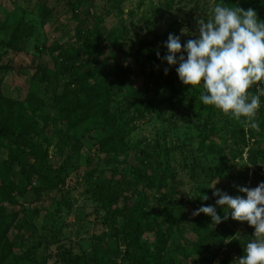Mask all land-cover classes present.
I'll list each match as a JSON object with an SVG mask.
<instances>
[{
  "label": "trees",
  "instance_id": "16d2710c",
  "mask_svg": "<svg viewBox=\"0 0 264 264\" xmlns=\"http://www.w3.org/2000/svg\"><path fill=\"white\" fill-rule=\"evenodd\" d=\"M121 2L114 0L113 6L118 8L117 14L123 15ZM217 2L245 10L252 8L264 21V0ZM90 7L91 0L71 2L73 14ZM102 11L100 16L106 14L104 8ZM100 16L76 15L77 25L64 32L67 41L51 46L59 79L54 89H50L48 65L40 61L31 72L29 89L22 101L5 96L4 76L11 71V65H0V264H45L34 258L38 245L27 249L23 242V231H31L33 236L35 229L19 212L21 200L30 192L36 201H42L50 197L45 195L52 190L63 191L65 174L73 168L88 138L95 141L88 164L93 165L95 159L97 163L83 173L86 192L96 203L94 215L116 236H122L125 264H233L232 255H243L254 229L246 223L243 231L238 230L230 214L219 225L212 224L211 217L203 213L193 217V211L183 206L175 215L173 205L179 198L182 200L179 194L183 182L176 168L165 163L174 149L161 153L147 139L131 141L141 122L154 113L156 99L174 72L167 77L156 76V67L162 61L156 52L161 57L166 54L164 42L170 33L179 36L180 25L175 22L163 34L148 30L132 63H128L114 60L117 39L113 34L105 35L104 19ZM7 24L8 19L0 22V41L9 50L27 51L30 40L37 35L34 25L20 19L4 29ZM56 30L62 31L63 26ZM176 78L171 80L174 85L169 96L174 114L167 119L170 127L176 128L179 119L185 123L192 120L174 103L175 99L179 103L188 99L189 108L196 107L193 113L205 126L197 147L202 155L225 158L234 166L247 153L248 167L239 177L247 182L253 172L257 185L264 182V97L260 98L256 116L257 130L204 105L200 100L202 85L186 87ZM175 82H179L177 87ZM250 92L255 94V86ZM221 134V142L215 143V137ZM252 140L254 147L250 145ZM51 148L57 150L54 158L61 160L58 165L50 159ZM181 168L183 174L189 172L198 182H210L199 161L187 159ZM55 202L56 214L61 212L62 204L69 208L65 196ZM224 212L227 209L217 207L218 215L223 217ZM54 216L47 217L54 227L52 231L49 228V234L51 243H57L61 252L53 264H118L122 253L106 235L93 236L86 253L63 245ZM12 230L16 232L14 239L10 238ZM188 233L195 239H190Z\"/></svg>",
  "mask_w": 264,
  "mask_h": 264
},
{
  "label": "rangeland",
  "instance_id": "374dc122",
  "mask_svg": "<svg viewBox=\"0 0 264 264\" xmlns=\"http://www.w3.org/2000/svg\"><path fill=\"white\" fill-rule=\"evenodd\" d=\"M72 1L75 0H0V22L8 19V24L4 29H7L10 25H15L20 19H25V21H29L34 25L37 33L36 37L30 40L27 51L22 53L7 49L0 41V57L4 56L1 58L0 65H11V71L6 72L4 76L3 94L5 96L22 101L29 89L31 72L37 69L40 61L48 65L52 77L50 89L58 86L59 79L55 73V59L50 52L51 46L63 45L67 41L64 32L66 29L74 28L77 25L74 19L76 15L81 18L89 15L91 17L100 16L103 13L102 8H104L106 14L100 16L104 19L103 32L106 36L113 34L117 39V53L114 60L118 59L132 63L139 44L148 30L153 29L158 34H163L177 22L181 27L179 36L183 45L188 39L195 38L197 32L195 17L207 20L210 10L219 0H122L119 8L123 11V15L117 14L118 8L113 6L114 0H91L92 7L82 8L79 12L73 14L71 10ZM126 15L129 17L127 18ZM60 25L63 26V30L57 31L56 28ZM123 27L128 30L125 31ZM182 29H186V34H181ZM177 66L169 68L168 74L165 75L164 68L169 67L167 63L161 61L157 65L156 76L163 75L167 77L171 71L174 72L170 75L168 82L164 84L156 99L157 104L154 113L149 116L147 121L141 122L138 130L131 137L132 143L147 139L150 146L160 150L161 153L171 147L174 149L165 163L172 168H176L183 182L182 192L179 194L182 195L179 196L182 197V200L179 198L173 205L175 215L179 213L182 206L185 209L194 211L201 206L215 205L216 198L213 197L215 185L216 188L232 196L241 195L237 193L235 186L252 188L257 186L256 180L253 178V169H251L252 173H250L249 181H243L239 177L248 167L247 153L244 154V159L235 161L236 165L233 166L232 162L225 158H206L197 149L199 135L204 134L205 126L198 121L195 113H193V111H196V107H194V110L189 108L188 99H185L182 103L177 102V99H175L174 103L182 114L190 115L192 120L185 123L179 119L176 128L170 127L167 119H170L171 114H174L170 106L169 96L174 85L171 80L175 81L178 76L175 70ZM175 85L177 87L179 82H175ZM201 91H203V87ZM223 136V134L217 135L214 142L220 143ZM54 141L56 142L57 138ZM253 144H255L254 140L250 143L251 147H254ZM94 145L95 141L93 139L88 138L85 141V145L79 151L78 157L73 163V168L65 174L66 185L63 191L52 190L51 194L45 195V197H50L42 201H36L31 196L33 192H30L27 198L21 200L22 205L19 212L24 221L29 222L35 229L33 236L30 235L31 231H23V242L27 249L38 245L34 258L39 263L53 264L57 262V257L61 252L57 243H51V234H49V228L52 231L54 227H52V220L47 217L55 214V227L63 245L73 247L75 252L86 253L91 245L90 239L93 236L106 235L111 239L112 245L122 253L118 264H125L122 261L125 251L122 236H116L107 224L101 223L98 216L94 215L96 203L86 192V184L82 178L84 171L92 169L91 167H94L97 163L95 159L93 165L88 164V158H93L92 149ZM56 153V148H51L50 159L53 160L55 165H58L61 160L54 158ZM187 159L190 161L196 160L202 164L208 174L209 183L198 182L187 171L186 174L182 173L181 167ZM261 176L264 177V174H261ZM204 195L208 196L209 199L203 200ZM62 196H65L69 208L62 204L61 212L56 214L58 208L55 199L59 200ZM232 221L238 226V230L243 231L245 229L247 222ZM15 235V230H12L10 238L14 239ZM188 236L192 240L195 239L192 234L188 233ZM147 237L153 239V236ZM232 256L234 258L239 257L237 254Z\"/></svg>",
  "mask_w": 264,
  "mask_h": 264
},
{
  "label": "clouds",
  "instance_id": "9594fccd",
  "mask_svg": "<svg viewBox=\"0 0 264 264\" xmlns=\"http://www.w3.org/2000/svg\"><path fill=\"white\" fill-rule=\"evenodd\" d=\"M195 24V38L182 45L180 36L170 33L163 45L166 54L161 57L157 51V58L168 66L178 65L176 73L186 87L202 85L200 100L204 105L258 130L256 116L264 97V21L252 8L216 3L207 20L195 17ZM181 34H186V29ZM168 71L164 68L165 75ZM235 187L243 195H229L215 185V205L201 206L192 216L203 213L214 225L227 221L229 214L234 221L247 222L254 229V239L233 264H264V182L254 188ZM208 199L203 196V200ZM217 207L227 209L223 217L217 214Z\"/></svg>",
  "mask_w": 264,
  "mask_h": 264
}]
</instances>
